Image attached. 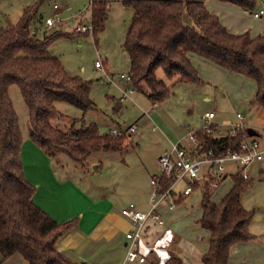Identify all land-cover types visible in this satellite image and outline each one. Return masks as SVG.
Instances as JSON below:
<instances>
[{
  "label": "trees",
  "instance_id": "obj_1",
  "mask_svg": "<svg viewBox=\"0 0 264 264\" xmlns=\"http://www.w3.org/2000/svg\"><path fill=\"white\" fill-rule=\"evenodd\" d=\"M206 1H123L124 6L133 10L122 45L129 61L131 86L135 91L145 88L148 99L156 104L168 99L171 92L156 77L158 69L176 84L201 83L189 57L193 53L229 74L251 79L256 86L253 101L264 108V35L229 33L219 19L208 12ZM217 1L248 12L253 11L258 2ZM37 5L25 8L16 24L0 28V255L5 260L19 254L28 264H71L58 243L65 234L76 229L77 221L57 222L35 204L36 186L24 175L20 155L22 136L8 91L17 86L27 107L29 140L48 155L68 156L84 170L93 153L121 151L126 146L127 135L100 134L95 124L86 125L83 119H73L64 130L51 124L58 102L82 112L94 108L90 98L91 82L71 76L48 52L58 39H73L78 34L89 33L55 29L40 35L38 28L31 31L30 23ZM108 5L107 1H93L90 5L91 34L95 43L104 30ZM119 103L115 105L116 111ZM78 124L80 126L76 127ZM248 138V131L224 138L198 135L200 141L217 153L235 149ZM228 176L232 186L217 203L211 200L213 192L209 184L202 186L201 216L195 222L208 234L207 250L200 258L202 264H231L232 247L254 238L249 232L254 213L241 204V196L251 188L253 180L242 179L239 171L226 178ZM168 264H182V261L172 255Z\"/></svg>",
  "mask_w": 264,
  "mask_h": 264
},
{
  "label": "rangeland",
  "instance_id": "obj_2",
  "mask_svg": "<svg viewBox=\"0 0 264 264\" xmlns=\"http://www.w3.org/2000/svg\"><path fill=\"white\" fill-rule=\"evenodd\" d=\"M34 4L38 5L36 15L30 23L31 31L38 27L41 18L44 21L46 17H54L56 10L52 9L53 5L62 7L61 0H0V28L8 24H16L23 10ZM260 6L264 7V0H258L254 9ZM252 12H248V15L253 16ZM70 24H73V21ZM56 28L58 27L52 29ZM39 34L41 35L42 32ZM100 42V37H97V43H95L92 34L89 33L88 36H80L76 41L58 39L49 47L50 52L60 59L71 76L91 82L90 98L94 105L93 109L82 112L69 104L58 102L55 104L56 115L51 118L52 125L64 130L69 127L73 119H83L86 125L95 124L100 134L109 133L112 129L119 131L131 125L137 126L134 133L127 134L124 143L126 146L121 151L93 153L88 158L86 170H82L66 155L52 153L49 154L50 157H47L29 140L27 107L17 86L10 87L8 91L22 136L20 155L24 175L37 187L39 194L43 193L42 197L47 202L56 197L57 200L64 199L74 205H81L85 211L88 208L85 206L89 204L88 200L103 209L101 207L105 202L100 201V196H106L110 200L119 196L122 202L129 200L128 191H132L136 184H141L143 187L147 184L150 194V179L159 174L157 159L179 140L184 142L188 129L194 130L202 125L200 118L205 112H215L217 118L215 121L219 125L225 122L238 124L235 114L243 115L244 120L241 124L246 129H252L254 136L261 141L257 135L263 134L264 131V108L256 103L249 106L248 98L244 96H236V100H231L230 94L235 95L236 90L240 89L225 90V85L223 86V83H217V85L214 82V75H210L207 69L200 75L203 84H176L173 80H167L162 70L158 69L156 77L163 81L171 92L164 102L152 104L146 98L148 92L145 88L141 91L132 90V93H129L131 88L127 87L123 81H119L120 74L127 72L119 70V66L116 67L112 63L107 65L106 57L99 46ZM189 57L193 59L200 56L190 53ZM95 62L101 63L102 68H96ZM116 62L122 61L119 58ZM107 66L110 67L112 77L106 73ZM239 79L241 83L247 81L244 92L245 95L250 94L254 82L242 76L235 78V82ZM233 85L236 84L233 83ZM124 92L126 96L123 95ZM120 99L122 107L116 111L115 105ZM78 126L80 124L76 127ZM160 149L161 153L157 155ZM90 161H94V165L99 167L91 171ZM233 168L234 165L227 164L228 175L233 173L235 170ZM258 168L262 170L257 171ZM247 172L253 184L242 195L241 202L246 210L254 213L252 230L258 234H264V156L263 165L253 162ZM53 175L56 178L60 177L62 181L66 178L72 182L65 188L59 187L55 190L50 187ZM140 175L143 179L138 178L136 182H130L132 177ZM228 177L219 186L211 187L213 202H219L231 188L232 182L230 176ZM184 185V181H181L175 190L180 191ZM201 199L202 189H197L183 201L181 210L184 212L183 208H185L191 212V217L187 219L185 225H190L187 229L184 225H175L178 236L177 242L173 245L174 253L195 262L198 261V255H196L198 251L201 252L205 248L202 239L207 237V233L194 224L200 215ZM57 205L55 203V206ZM155 230L158 229L153 227L152 231ZM181 241H183L182 244ZM184 241L191 243L194 248L184 245Z\"/></svg>",
  "mask_w": 264,
  "mask_h": 264
},
{
  "label": "crops",
  "instance_id": "obj_3",
  "mask_svg": "<svg viewBox=\"0 0 264 264\" xmlns=\"http://www.w3.org/2000/svg\"><path fill=\"white\" fill-rule=\"evenodd\" d=\"M93 1H107L109 4L106 11L107 19L104 24V30L98 35V37H100L101 39L99 46L103 51L104 56L106 57V63L107 65L112 63L113 65H116V67L119 66V70L127 72L121 74H128L130 68L129 61L123 51L122 45L127 34L128 26L133 16V10L124 6L123 1L125 0H61L62 7H58V9L54 12V16L58 15L61 18L64 17V19L62 25L56 29L71 33L73 32L74 27L79 22H83L85 24L88 23V21L91 19L90 5ZM205 7L210 14L216 16L219 19L220 23L231 34L240 35L247 32L251 37L264 35L263 6H260L259 8L253 10V12H256L260 9L263 10V14L259 18H254L253 16L248 15L247 11H244L236 5L220 2L217 0H207L205 2ZM79 13H81V16H79ZM72 21L73 24H70ZM37 28L40 32L46 31L49 33L53 31L52 28H47L44 25V21L42 18L41 23L38 24ZM88 35L89 34H78L76 38L65 40L76 41L80 36ZM48 52L50 56L55 57L60 61L57 56L53 55L50 52V49H48ZM119 58L122 62H116ZM202 59L201 57H193V59L190 57L192 64L198 71L199 77L201 73L207 69L210 75H214V82L216 84L223 83V86L225 85V90L234 91L235 89H240L236 90L237 94H230L231 100H236V96H244L245 98H248L249 106L255 104V102L253 101V97L256 92L255 84L252 87V92L248 95H245L244 91L246 89L247 81L241 83L239 79L238 82H235V78H237L238 75L229 74L227 71L215 65L214 63ZM105 70L108 76L112 75L110 74L109 66H107ZM119 81H123V83H125L126 86L129 87V84L126 81L121 79H119ZM201 81V83L203 84L204 82L202 79ZM233 83H235L236 85L234 86ZM146 98L148 99L147 94ZM118 101L120 102L118 104L119 109H121V99ZM216 119L217 118L215 114L214 121ZM200 122L202 123V125H199V127L196 129H199L203 126L202 117L200 118ZM226 127L227 126H225L224 128ZM247 130H250L252 132V135H249V139H257V137L254 136L252 129ZM257 136H259V139H261V141H259L258 139L257 141L260 143L261 148L264 149V131L263 134H258ZM161 149L157 155L161 153ZM45 155L47 157L49 156L47 153H45ZM256 163H258L259 165H263V159L261 162ZM90 165L92 167L91 171L96 170L99 167V165H94V161H90L89 167ZM261 170L262 169L260 168L257 169V171ZM138 178H140V180L143 179L141 175L139 177L135 176L131 178L130 182L134 183ZM51 182L52 186L50 187L58 190L59 187L65 188L66 185H68L69 183L71 184L72 180L69 181L65 178V180L62 181L60 177L56 178L53 175V177L51 178ZM128 192L129 200L126 199L125 202H122V199L119 196L113 197V200L108 199L106 196H100V201L105 202L101 207L103 209H100L97 204H94L92 201L88 200L89 204L85 205L88 208L84 211V209L81 208V205H74V203L66 202L64 199L57 200L56 197H54L52 201L49 200L47 202L42 197L43 193L39 194L36 187L34 202L39 208H41L57 222L62 223L71 219H76V229L65 234L58 243L59 249L65 254L71 264H119L124 255V235L131 229L132 225L129 219L123 217L119 213L118 208L129 203H133L138 210L143 212H146L149 208V190L147 188V184H145V187H143V185L141 184H136L133 186L132 191ZM191 194H189L188 196H190ZM188 196L184 197L179 203H177L174 210L168 211L166 207L161 206L159 208V212L162 218L165 220L166 224L169 225L174 231V242L170 248L171 255L178 257L182 261V264H202L200 262V258L202 254L207 250V237L204 238V240L202 239V241L205 243V248H203L201 252L198 251V254H196L198 255L197 262L189 261L184 259L183 257H180V254L178 255L177 253H174L173 249L175 248L173 247V245L175 244V242H177L178 236V233L175 230V225H184L185 229H187L190 225H185V223L187 222V219L191 217V212L189 210H186L185 208H183L185 210L184 212L181 210L183 207V201H185V198H187ZM55 203L58 205L55 206ZM200 216L201 209L198 219L200 218ZM253 225L254 224L252 221L249 225V232L254 236L253 240L246 243H239L232 247L229 255V262L231 264H264V234H258L254 232L252 230ZM182 243L183 241H181V244ZM184 245L190 247L191 249L194 248L189 242L184 241ZM0 264H28V262L21 255L14 254L5 260H2L0 255Z\"/></svg>",
  "mask_w": 264,
  "mask_h": 264
},
{
  "label": "built area",
  "instance_id": "obj_4",
  "mask_svg": "<svg viewBox=\"0 0 264 264\" xmlns=\"http://www.w3.org/2000/svg\"><path fill=\"white\" fill-rule=\"evenodd\" d=\"M57 10L58 6L53 5ZM254 18H259L263 10L253 12ZM81 16V13H79ZM63 19L56 15L46 18L44 25L47 28L59 27ZM91 19L88 23L79 22L73 29L75 33H91ZM95 67L101 69L102 64L95 63ZM119 79L129 84V93H132L131 76L120 74ZM126 96V92L123 93ZM214 112H206L202 116L203 126L199 129L188 130L185 142L173 144L157 159L159 174L150 179V194L148 198L149 208L146 212L140 211L133 203L119 207V213L129 219L131 229L124 235V255L119 264H168L172 258L170 248L174 242V231L162 218L159 208L166 207L168 211L175 209L177 202L194 192L195 187L202 189L207 183L210 187H217L229 174L227 164L234 165L233 171H239L241 178H249L247 168L253 162H261L264 149L257 139H246L235 149H225L217 153L215 149L204 144L198 139V135H215L216 138L236 137L238 133H246L247 129L241 124L243 115L237 113L238 124L214 123ZM227 126L226 128H224ZM136 125H131L125 130L112 129L111 136L134 133ZM232 174V173H231ZM184 181L185 185L180 191L176 186ZM168 185L164 186L163 183ZM155 227L158 230L151 231Z\"/></svg>",
  "mask_w": 264,
  "mask_h": 264
},
{
  "label": "water",
  "instance_id": "obj_5",
  "mask_svg": "<svg viewBox=\"0 0 264 264\" xmlns=\"http://www.w3.org/2000/svg\"><path fill=\"white\" fill-rule=\"evenodd\" d=\"M247 131H248L249 135H252V132L250 130H247Z\"/></svg>",
  "mask_w": 264,
  "mask_h": 264
}]
</instances>
